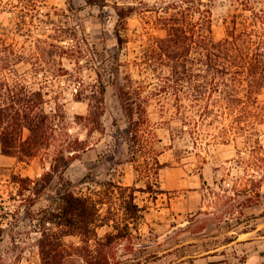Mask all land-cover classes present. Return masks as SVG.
Segmentation results:
<instances>
[{
    "label": "rangeland",
    "instance_id": "rangeland-1",
    "mask_svg": "<svg viewBox=\"0 0 264 264\" xmlns=\"http://www.w3.org/2000/svg\"><path fill=\"white\" fill-rule=\"evenodd\" d=\"M144 1L153 5L157 0ZM73 2L77 11L68 13L70 24L89 34L100 49L118 52L114 0L103 9L87 6L85 0ZM19 4L18 0H0V23L7 25V43L19 50L53 33L51 24L43 23L48 19L47 11L58 22L67 18L55 14V10L67 7L66 0H39L42 13L28 14V35L14 29L21 16L20 7L13 5ZM241 9L239 0L213 1L216 39L226 36V20ZM128 25L131 40L120 51L121 60L132 63L135 79L157 81L141 73L133 62L139 60L143 45L152 35L163 32L156 29L150 13L135 14ZM26 53L27 61L13 65L15 73L29 85L43 87L47 108L60 105L65 131L89 146L65 170L64 187L104 202L100 204L103 220L97 222L96 236L90 240L78 235L63 238L67 254L64 264H264V185L262 196L250 206H243L246 195L234 194L247 181L244 160L251 156L243 148L241 137L232 140L222 136L234 117L223 101H182L184 106L179 109L181 101L151 95L149 116L160 139L155 147L161 152L163 164L155 175L150 163H144L150 153L144 152V157L131 161L126 144L128 121L114 86L106 88L101 130L93 131L82 119L89 112L88 101H77L74 94L79 87L77 76L86 85L93 83L94 69L80 68L71 57L64 59L67 74L45 77L43 72L35 73L30 50ZM154 90L155 86L149 88V92ZM195 103L205 105L208 111L201 113L193 107ZM184 114L186 124L181 120ZM180 127L187 132L181 133L177 130ZM258 129L264 145V124H258ZM64 137L59 135L50 151L29 160L3 155L0 145V264H41L38 240L42 232L59 231L47 222L50 211L56 209L59 176L36 198L30 190L21 188L15 177L35 179L49 170L50 156ZM257 157V164L264 165V153ZM127 186L137 189L135 202L144 208L143 218L136 223L129 220L125 236L108 244L105 236H117L114 226L126 223L123 205L132 192L125 189Z\"/></svg>",
    "mask_w": 264,
    "mask_h": 264
},
{
    "label": "trees",
    "instance_id": "trees-1",
    "mask_svg": "<svg viewBox=\"0 0 264 264\" xmlns=\"http://www.w3.org/2000/svg\"><path fill=\"white\" fill-rule=\"evenodd\" d=\"M20 20L14 29L30 35L28 14H41L39 0H18ZM214 0H157L149 5L144 0H114L116 13L114 35L118 52L100 49L91 41L89 34L79 31L68 21V13L77 11L73 0H66L67 7L55 10V14L67 17L56 21L51 12L45 15L44 24H51L52 34L37 38L29 47L17 49L7 43V25L0 23V145L2 154L29 160L42 152L50 151L58 140L65 136L50 156V169L40 177H15L21 188L31 191L33 198L42 194L46 187L59 176V192L56 209L50 211L47 222L55 224L59 231L42 232L38 240L41 264H64L66 246L63 238L68 235L83 236L90 240L96 236L97 222L103 220L100 204L92 195H84L64 187V172L79 157V152L89 149L85 140L73 138L65 131V119L61 106L48 109L47 93L43 87L35 88L19 77L13 65L27 61L26 50L34 59L35 73L43 72L59 77L68 73L64 59L75 58L80 68L90 66L96 72L93 83L85 84L80 75L74 98L88 101L89 112L82 119L93 131L101 130L100 118L104 114L105 93L109 85L115 87L122 111L128 121L127 151L131 161H137L143 153L151 156L144 159L158 175L163 166L155 147L160 141L155 124L149 116L151 95L171 96L174 101H223L225 108L234 113L231 127L224 128L222 136L230 139L241 137L243 148L249 150L251 159L245 161L247 181L234 194L246 195L243 206L254 204L262 196L264 165L257 164V155L264 153L258 124H264V0H239L241 11L231 16L227 34L222 39L213 35ZM90 7L103 9L109 0H85ZM14 4V3H12ZM37 13V14H36ZM137 13H150L161 35H152L143 45L139 60L133 63L147 77L157 81L137 80L133 77L129 61H122L120 51L130 42L128 21ZM12 32V29H9ZM26 34V33H25ZM9 74V75H8ZM46 80V78H45ZM48 80V79H47ZM156 82V83H155ZM155 90L149 92V88ZM201 113L207 107L195 103ZM183 115V124L188 121ZM186 133L185 127H180ZM49 153V152H48ZM150 177V175H148ZM70 182V181H68ZM125 199L123 209L126 223L114 226L118 235L108 233V244L125 236L124 228L143 218V207L135 202V187ZM22 194L23 191L21 190ZM32 196L30 195L31 199ZM34 200V199H33ZM106 219L115 220L112 217ZM109 260V258H108ZM109 264V263H108Z\"/></svg>",
    "mask_w": 264,
    "mask_h": 264
}]
</instances>
